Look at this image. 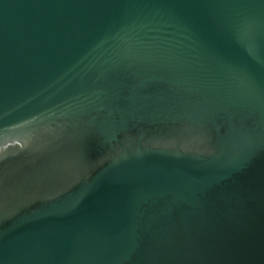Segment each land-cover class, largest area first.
Listing matches in <instances>:
<instances>
[{"label": "water", "instance_id": "obj_1", "mask_svg": "<svg viewBox=\"0 0 264 264\" xmlns=\"http://www.w3.org/2000/svg\"><path fill=\"white\" fill-rule=\"evenodd\" d=\"M0 264H264V0H0Z\"/></svg>", "mask_w": 264, "mask_h": 264}]
</instances>
